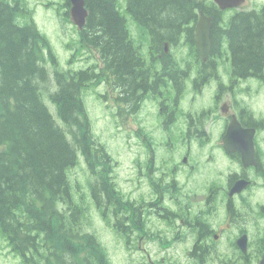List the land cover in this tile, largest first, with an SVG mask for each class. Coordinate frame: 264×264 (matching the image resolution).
Instances as JSON below:
<instances>
[{
    "label": "trees",
    "instance_id": "trees-1",
    "mask_svg": "<svg viewBox=\"0 0 264 264\" xmlns=\"http://www.w3.org/2000/svg\"><path fill=\"white\" fill-rule=\"evenodd\" d=\"M85 4L89 15L78 33L81 49L99 54L104 68L63 72L37 27L34 8L26 0H0V229L22 264H112L98 235L85 228L93 206L88 194L80 200L71 194L68 171L79 155L91 176L86 185L105 220L126 239L136 230L134 221L123 226L120 210L131 199L124 200L115 180L116 161L92 131L83 91L110 73L116 86H125L126 79L130 99L145 62L117 0ZM127 9L149 31L150 50L158 52L168 42L192 46L201 11L213 20L221 14L213 0H127ZM252 18L263 20L264 6L231 20ZM256 31L241 30L235 37L244 67L264 63V37Z\"/></svg>",
    "mask_w": 264,
    "mask_h": 264
},
{
    "label": "flooded vegetation",
    "instance_id": "flooded-vegetation-1",
    "mask_svg": "<svg viewBox=\"0 0 264 264\" xmlns=\"http://www.w3.org/2000/svg\"><path fill=\"white\" fill-rule=\"evenodd\" d=\"M49 1L63 17L68 2ZM252 19L211 20L206 62L190 53L186 65L162 64L161 54L156 63L146 59L130 99L122 78L124 105L113 114L138 119L132 167L138 196L124 192L131 202L123 200L120 215L124 228L135 222L127 243L149 264L264 259V63L241 65L235 38L249 28L264 37V18ZM142 114L154 128L140 123ZM145 243L159 249L154 258Z\"/></svg>",
    "mask_w": 264,
    "mask_h": 264
},
{
    "label": "rangeland",
    "instance_id": "rangeland-1",
    "mask_svg": "<svg viewBox=\"0 0 264 264\" xmlns=\"http://www.w3.org/2000/svg\"><path fill=\"white\" fill-rule=\"evenodd\" d=\"M28 6L34 8L35 22L38 28L46 35L56 54L59 70L80 71L86 69L94 59H88L91 56V50H82L77 34L72 29L70 23H62L57 16L59 6L52 4L49 0H26ZM264 0H247L241 9H251L252 3H263ZM118 9L121 15L126 19L130 30L131 38L136 46L142 47V54L149 57L150 38L147 31L136 23L134 18L127 11V1L118 0ZM231 13H227L230 15ZM21 21V20H20ZM75 42V44L73 43ZM71 47V48H69ZM179 50L173 49V52L180 58L187 52V46L182 44ZM47 66V63H45ZM112 90L106 85L90 87L83 91V98L86 104L89 120L92 124L93 133L98 142L103 144L110 154L117 161L115 166V179L120 188L132 197L138 196L135 182L133 180L132 167L133 155L137 147V137L135 131L138 128V119L125 117L116 119L113 117L111 110L107 109V103H112L108 99L105 102L96 99L95 95L101 96V93ZM87 95V96H86ZM113 98V96H112ZM48 102V101H47ZM51 112L55 114L54 107L48 104ZM148 113V106H143L142 111ZM142 113V112H141ZM140 113V114H141ZM142 125L147 124L149 128H154L150 119L142 114L140 117ZM127 119V120H126ZM156 121V118H154ZM59 122V121H58ZM142 127V126H139ZM148 134L149 129L144 128ZM138 131V130H137ZM69 179L72 185L71 194L75 200H80L81 195L88 194V199L93 203L90 209V224L85 228L90 232H95L101 242L106 246L110 261L112 264H146L148 258L133 244L128 247L125 236H119L105 220L103 214L96 208L92 199L88 179H91L87 171L85 160L79 155L78 163L68 171ZM110 221L112 219L110 218ZM144 247L151 253L152 258L157 255L158 248L150 243H145ZM157 250V251H156ZM0 264H22L20 257L14 254L8 246L0 229Z\"/></svg>",
    "mask_w": 264,
    "mask_h": 264
},
{
    "label": "water",
    "instance_id": "water-1",
    "mask_svg": "<svg viewBox=\"0 0 264 264\" xmlns=\"http://www.w3.org/2000/svg\"><path fill=\"white\" fill-rule=\"evenodd\" d=\"M73 7H72V19L76 25L81 27L84 25L87 11L85 9V1L84 0H70ZM215 2L220 6L221 9L225 10L227 8H233L240 6L244 0H215ZM211 20L209 17H206L203 13H201L200 21L197 26V34H196V41L198 45V49L201 55L206 58L211 49V42H210V22ZM261 264H264V259L262 260Z\"/></svg>",
    "mask_w": 264,
    "mask_h": 264
},
{
    "label": "bare ground",
    "instance_id": "bare-ground-1",
    "mask_svg": "<svg viewBox=\"0 0 264 264\" xmlns=\"http://www.w3.org/2000/svg\"><path fill=\"white\" fill-rule=\"evenodd\" d=\"M55 78V77H54Z\"/></svg>",
    "mask_w": 264,
    "mask_h": 264
}]
</instances>
